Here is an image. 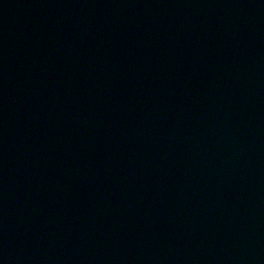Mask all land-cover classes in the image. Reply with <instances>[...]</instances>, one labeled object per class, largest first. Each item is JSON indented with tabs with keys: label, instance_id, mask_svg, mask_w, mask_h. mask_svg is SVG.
Instances as JSON below:
<instances>
[{
	"label": "water",
	"instance_id": "obj_1",
	"mask_svg": "<svg viewBox=\"0 0 264 264\" xmlns=\"http://www.w3.org/2000/svg\"><path fill=\"white\" fill-rule=\"evenodd\" d=\"M0 264H264V0H0Z\"/></svg>",
	"mask_w": 264,
	"mask_h": 264
}]
</instances>
